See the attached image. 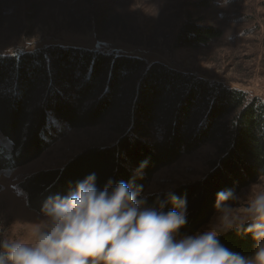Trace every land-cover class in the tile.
I'll return each instance as SVG.
<instances>
[{
	"label": "trees",
	"instance_id": "obj_1",
	"mask_svg": "<svg viewBox=\"0 0 264 264\" xmlns=\"http://www.w3.org/2000/svg\"><path fill=\"white\" fill-rule=\"evenodd\" d=\"M82 1L91 5V0ZM2 5L0 0V9ZM70 18L95 24L102 32L124 31L122 20L106 13ZM220 36L219 30L198 25L189 16L175 47L197 48ZM54 120L72 130L93 129L111 120L118 138L111 146L87 147L62 168L21 182L27 208L40 216L48 197L68 194L93 173L100 188L109 180L113 185L124 181L142 185L144 193L159 169L209 144L216 153L209 172L172 191L187 202V223L180 233L195 234L215 215L218 192L238 193L264 177V101L257 97L128 55L51 44L0 54V136L8 144L0 146V174L46 151L56 139L57 131L50 126ZM162 194L145 196L147 203ZM220 240L244 255L253 251L249 235L228 232Z\"/></svg>",
	"mask_w": 264,
	"mask_h": 264
},
{
	"label": "rangeland",
	"instance_id": "obj_2",
	"mask_svg": "<svg viewBox=\"0 0 264 264\" xmlns=\"http://www.w3.org/2000/svg\"><path fill=\"white\" fill-rule=\"evenodd\" d=\"M1 1L2 55L50 44L128 55L223 82L264 101V0H91V5L82 0ZM105 13L118 16L124 31L109 28L102 32L95 24L88 26L70 18L72 14ZM189 16L198 25L219 30L221 36L197 48H176L177 33ZM50 126L57 135L46 151L11 173L0 174V232L8 236L26 239L33 224L43 219L27 208L21 182L38 172L62 168L87 147L111 146L118 138L111 131V120L83 130L69 129L55 120ZM7 145L0 136V146ZM214 159L215 147L203 145L154 173L143 196L200 181ZM261 188L264 177L242 188L237 193L242 198L240 206L247 203L249 189ZM214 216L197 232L205 230Z\"/></svg>",
	"mask_w": 264,
	"mask_h": 264
},
{
	"label": "clouds",
	"instance_id": "obj_3",
	"mask_svg": "<svg viewBox=\"0 0 264 264\" xmlns=\"http://www.w3.org/2000/svg\"><path fill=\"white\" fill-rule=\"evenodd\" d=\"M142 193L124 181L100 188L90 174L44 201L26 239L0 232V264H264V188L249 189L242 207L233 190L218 192L212 222L195 234L179 231L187 223L183 197L167 191L149 205ZM228 232L249 235L252 253L225 246Z\"/></svg>",
	"mask_w": 264,
	"mask_h": 264
}]
</instances>
